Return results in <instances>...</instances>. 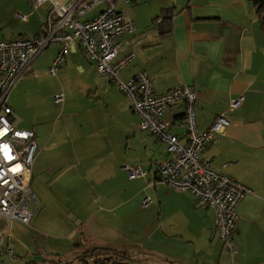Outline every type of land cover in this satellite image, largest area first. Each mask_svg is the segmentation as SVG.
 I'll list each match as a JSON object with an SVG mask.
<instances>
[{
	"label": "crops",
	"instance_id": "obj_1",
	"mask_svg": "<svg viewBox=\"0 0 264 264\" xmlns=\"http://www.w3.org/2000/svg\"><path fill=\"white\" fill-rule=\"evenodd\" d=\"M49 5L32 9L29 0H0V40L42 32ZM102 7L82 19L94 18ZM116 7L134 22L133 33L122 37L131 42L118 54L134 53L119 71L121 80L145 71L156 93L194 87L200 130L222 113L230 119L202 156L251 191L236 208L235 252L218 238L211 208L159 181L157 166L170 154L138 128V116L117 86L94 73L80 45L50 75L47 68L60 49L51 44L31 61L6 103L11 123L32 130L37 145L28 233L46 245L55 242L58 250L40 263L27 260V252L9 248L13 229L7 231L11 223L0 218V254H7L8 264H111L115 257L102 250L108 248L125 254L126 260L117 257L125 264H264V35L254 1L132 0ZM61 92L58 109L53 98ZM238 95L241 105L228 111ZM182 114L176 103L163 117L183 143ZM133 166L144 174L129 178L127 167ZM145 198L149 203L142 207Z\"/></svg>",
	"mask_w": 264,
	"mask_h": 264
},
{
	"label": "built area",
	"instance_id": "obj_2",
	"mask_svg": "<svg viewBox=\"0 0 264 264\" xmlns=\"http://www.w3.org/2000/svg\"><path fill=\"white\" fill-rule=\"evenodd\" d=\"M47 1L50 5L45 8L42 32L33 37L17 36L0 40V218L5 223L17 221L28 225L35 210L30 189L31 167L37 149L34 132L17 128L11 123L7 94L42 50L51 44L60 45L56 57L47 68L49 74L55 76L69 49L80 45L84 55L94 63L96 71L105 74L129 101L132 111L138 116V128L165 144L170 157L157 166L159 181L178 191L191 193L198 204L211 208L218 238L233 254L236 208L242 197L251 191L227 173L213 169L202 156L205 146L217 133L223 132L230 119L222 113L208 129L200 130L195 116L194 87L182 85L156 93L152 79L145 71L135 73L126 81L118 77L119 71L134 57L132 51L118 56L124 44L131 42H123L122 37L133 33L134 22L122 14L116 5L117 2L128 3L132 0H29L32 9L43 7ZM99 4L103 7L94 18L82 19ZM243 99L242 95L231 99L228 111L237 109ZM63 102L64 93L54 96L55 107ZM176 103L183 108L182 122L186 128L183 143L169 131V123L163 117ZM127 172L129 178L144 174L138 166L127 167ZM148 203V198H145L141 206L145 207ZM1 250L4 249L0 246ZM6 251L11 253L10 249Z\"/></svg>",
	"mask_w": 264,
	"mask_h": 264
},
{
	"label": "rangeland",
	"instance_id": "obj_3",
	"mask_svg": "<svg viewBox=\"0 0 264 264\" xmlns=\"http://www.w3.org/2000/svg\"><path fill=\"white\" fill-rule=\"evenodd\" d=\"M93 71L96 75L99 74L96 71V68H93ZM60 108L61 106L59 105L58 109ZM31 191H33L32 185ZM10 223L11 224H8L6 229L7 231L10 230L11 232L13 229V233H10L9 242V248L12 251L20 249V251L22 252H27L28 255L24 256V258H26L27 260H36L38 263L53 258L55 256L52 254V252L58 250L55 242H50L49 245H46L44 239L40 237L37 233H28L31 231L30 226L17 221H11ZM0 226L4 227V224L0 223ZM5 239L7 240V238ZM4 255L7 254H0L1 264H8V260L5 259L6 257Z\"/></svg>",
	"mask_w": 264,
	"mask_h": 264
},
{
	"label": "trees",
	"instance_id": "obj_4",
	"mask_svg": "<svg viewBox=\"0 0 264 264\" xmlns=\"http://www.w3.org/2000/svg\"><path fill=\"white\" fill-rule=\"evenodd\" d=\"M253 1H254L255 12H256L257 19L260 25V29H261L262 35H264V0H253ZM159 21H160V18L158 17L153 20V22L155 23H158ZM102 250H103V254L109 255L111 257L113 256L115 257V259H113L111 264H125L124 262L117 261L118 256H120L124 260L128 259V257H126L125 254H122V252L120 251L108 249V248H104ZM80 258L84 260L85 256H81ZM44 264H70V262H67L64 260H50L49 262L44 263Z\"/></svg>",
	"mask_w": 264,
	"mask_h": 264
}]
</instances>
